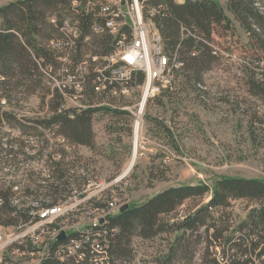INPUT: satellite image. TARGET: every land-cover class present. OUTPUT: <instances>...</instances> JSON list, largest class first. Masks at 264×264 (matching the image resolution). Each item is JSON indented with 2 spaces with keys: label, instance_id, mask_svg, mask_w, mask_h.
Instances as JSON below:
<instances>
[{
  "label": "trees",
  "instance_id": "trees-1",
  "mask_svg": "<svg viewBox=\"0 0 264 264\" xmlns=\"http://www.w3.org/2000/svg\"><path fill=\"white\" fill-rule=\"evenodd\" d=\"M100 0H17L10 1L0 8V149L5 159L0 164L29 165L30 162L46 157L44 171L46 178L28 179L24 186V194L18 197L15 187L17 182H0V227L19 228L36 224L41 219V213L51 208L65 204L74 194L85 195L89 185L86 176L78 173L83 170L79 158L72 160L66 147L50 148V142L45 139L43 131H49L55 136H61L72 147L84 146L91 150L96 148L93 132V117L99 108L95 102L108 95H116L121 83L107 86V90L100 92V83L97 81L99 65H92L95 56H110L116 50L118 39L108 33L105 20L96 11L85 10L90 3ZM104 1V0H101ZM153 14V22L163 39L164 54L180 64L175 72L181 73L189 82L199 85L202 74L211 70L217 60L213 34L232 31V21L225 14L223 7L215 0H186L178 4L175 0H140ZM81 4L77 10L74 3ZM264 0H229V9L243 28L261 41L264 50V13L258 4ZM145 12V6L143 8ZM147 11V10H146ZM72 16L74 24L82 33L79 40L70 37L69 29H62L64 16ZM146 15V14H145ZM148 15V14H147ZM148 17V16H147ZM53 18L56 20L52 22ZM98 25L105 29L103 34H97L94 27ZM129 31V30H128ZM88 37L89 40L85 38ZM130 37V33L129 36ZM64 42L66 54L70 56L72 67L83 61L91 63L90 76L82 82L83 94L81 102L88 108L80 112L62 110L63 95L58 90H50L44 83L50 67L60 68L58 57L63 54L55 47V43ZM73 44V45H72ZM63 52V53H64ZM85 52H92L90 59H82ZM264 63V57L260 59ZM122 63L119 64L121 66ZM253 94L264 97V73L254 77ZM144 76L136 74L128 83L142 84ZM70 94H72L70 92ZM118 94H121L120 92ZM42 97L41 104L46 106L47 96H51L47 103V112L43 118H18L15 108H24L29 104L31 97ZM15 103V104H14ZM95 103V104H94ZM113 114H126L121 110L109 109ZM5 128L18 129L22 139L9 140ZM37 137V145L42 150L33 154L28 152L31 142L25 138ZM5 147V148H2ZM10 147V149H8ZM19 147V149H16ZM49 149L51 151H49ZM2 153V154H3ZM1 154V155H2ZM22 157V158H21ZM21 159V160H20ZM5 160V161H4ZM17 168V167H16ZM6 169V168H3ZM107 193V192H106ZM105 193V194H106ZM210 193L206 185L183 186L168 189L139 207H129L128 210L111 217L106 228L107 233L98 236L102 255L106 256L104 264H115L116 258L127 255V249L134 237L151 240L168 232L188 231L196 232L205 227L207 231L214 229L210 237L211 245L222 247L229 256L231 264H264V181L257 179L226 178L221 179L215 187L212 199L206 207L197 210L182 223L169 224L163 217L176 212L185 201L197 197L204 198ZM247 200L255 202L254 208L246 221L241 225V236L224 240L228 227L210 226L214 220L212 209H226L231 201ZM92 211L107 210L99 204V198L89 202ZM50 224L45 229L53 233L55 225ZM185 236V235H184ZM85 237V230L70 234L63 241H55L48 257L41 264H97L90 259L94 257L91 248L93 243L84 244V257H66L67 246L72 240H81ZM85 241V240H84ZM183 254L188 246L180 245ZM58 253L61 256H56ZM32 254L40 255V250H32ZM98 255V254H97ZM99 256V255H98ZM173 254L168 260L171 261ZM169 264V263H168Z\"/></svg>",
  "mask_w": 264,
  "mask_h": 264
},
{
  "label": "rangeland",
  "instance_id": "rangeland-1",
  "mask_svg": "<svg viewBox=\"0 0 264 264\" xmlns=\"http://www.w3.org/2000/svg\"><path fill=\"white\" fill-rule=\"evenodd\" d=\"M10 1L17 0H0V8ZM110 1L90 3L84 9L93 12L97 6ZM220 1L232 21V31L213 34L217 60L211 70L202 74L199 85L175 72L168 87L164 88L158 83L150 84L142 74L144 82L133 83L128 87V93L103 96L94 103L100 111L95 113L92 121L96 143L93 150L84 146L72 147L61 136L43 131L50 148L66 147L72 160L79 158L83 170L78 176H86L90 187L87 186L83 197L74 194L69 199L66 203L68 215H43L38 223L40 231L50 224L56 229H65L67 235L85 230L90 223L89 202L93 199L99 198L102 206L114 201L122 207H139L171 188L208 186V196L189 199L176 212L163 217L166 223L179 224L209 204L221 179L264 181V97L253 94L254 77L264 73V63L260 61L264 50L261 41L249 34L231 13L229 0ZM137 3L139 9L133 10L136 24L139 27L148 25L159 32L150 17L154 11L144 5V13L142 2ZM81 6L74 3L73 9ZM258 7L264 13V4L260 3ZM71 17L64 16L65 19ZM125 34L129 38L128 30ZM91 56L92 52H85L82 59L89 60ZM91 63L100 65L102 61ZM44 83L54 91L47 80ZM41 98L33 96L26 107L15 108L18 118H43L51 96H47L46 106L41 104ZM74 105L68 102V108L73 109ZM107 108L126 114L117 116ZM4 131L8 133L6 139L24 140L18 129L5 128ZM25 139L31 141L28 152L36 154L42 150L41 144L36 143L37 137ZM2 153L0 149V160L6 158ZM46 160L42 157L29 165L18 166L0 164V182H17L19 189L15 192L22 197L29 178H46L42 173ZM110 186L111 189H107ZM254 208H258L255 202L231 201L226 209L210 211L214 217L210 226L228 227L224 235L226 241L239 238L241 225ZM33 226L29 229L37 228V225ZM0 230L7 235L16 228L0 227ZM214 232V229L207 231L201 227L196 232L163 233L151 240L134 237L127 255L116 258L115 264H231L229 256L232 252L225 255L222 250L225 246L227 252V242L217 248L211 245L210 237ZM48 239L45 231L41 240L47 242ZM182 244L188 246L185 254L182 248L179 250ZM39 257L42 255H24L16 248H10L5 254V264H32Z\"/></svg>",
  "mask_w": 264,
  "mask_h": 264
},
{
  "label": "built area",
  "instance_id": "built-area-1",
  "mask_svg": "<svg viewBox=\"0 0 264 264\" xmlns=\"http://www.w3.org/2000/svg\"><path fill=\"white\" fill-rule=\"evenodd\" d=\"M137 2L139 0H132L131 9H124V0H111L100 7L99 16L105 20L108 33L118 39L114 53L110 56L103 57L102 63L99 65L101 69L98 70L99 77L97 81L100 83V92L107 90V86L121 83L122 88L119 92L126 94L128 93V83L138 73L143 74L150 84L158 83L160 86L166 88L170 84L174 69L180 67V64L176 60H172L169 55L163 54L164 42L158 31H153L152 27L148 25L147 27H139L136 24V19L133 17V10L139 9ZM75 4L77 5L78 3L75 2ZM52 22L55 23L56 20H52ZM62 29H69L70 37L74 40H79L82 37L81 31L72 19H65ZM126 30H129V38L126 37ZM94 31L97 34H103L105 29L96 25ZM85 39L89 40L88 37ZM55 47L63 54L61 57H58V62L61 66L57 70L50 67L49 74L46 75L47 81L53 90H58L63 95V102L65 101V103L62 105V110L80 112L88 108L86 105L83 106L80 100L83 94L82 82L85 81V77L90 76L91 63L86 60L72 67L70 56L64 52L66 51L65 43L57 42L55 43ZM100 59V57L95 56L92 61L93 63H97ZM119 60H129V67L120 68ZM119 92L117 89L113 90V93L116 95ZM68 102L75 104L73 109L68 108ZM111 187L107 189H111ZM14 189L18 190L19 187H15ZM66 203L42 212L41 216L57 215L59 217L62 213V215H68L70 212H67ZM121 208L122 206L112 201L109 202V207L105 214L104 210H91L88 212L90 223L88 228H85V237L81 240H72L67 246L65 256H73L82 260L86 257L83 253L84 244L90 242L93 243L91 248L93 249L92 254H94V257L90 260L97 264H104L106 256L102 255L101 246L97 238H94V232L99 230L98 236L106 234L110 215L120 211ZM72 210L70 211L73 212ZM38 223L33 224L37 225V228L29 229L33 225L19 227L13 233L7 235L3 234L1 232L2 230H0V264H5V254L10 248H16L18 252L30 256H32V250H40L42 257H39L36 262L33 261L32 264H41V262L53 255L51 249L55 243V239H58L59 235L62 232L66 233V231L65 229H58L53 233H47L49 236L48 241L42 242L41 238L46 229L44 228L40 231V225ZM42 243L43 246H40ZM55 255L61 256L58 253Z\"/></svg>",
  "mask_w": 264,
  "mask_h": 264
},
{
  "label": "bare ground",
  "instance_id": "bare-ground-1",
  "mask_svg": "<svg viewBox=\"0 0 264 264\" xmlns=\"http://www.w3.org/2000/svg\"><path fill=\"white\" fill-rule=\"evenodd\" d=\"M131 5H132V0H124V9H131ZM139 14H140V11H139ZM155 31H157V30H155ZM120 63H122V65L119 66L120 68H128L129 67V60H119V64ZM119 212L120 211H117L116 213L111 214L110 216L111 217L116 216ZM55 241H58V239H55Z\"/></svg>",
  "mask_w": 264,
  "mask_h": 264
},
{
  "label": "water",
  "instance_id": "water-1",
  "mask_svg": "<svg viewBox=\"0 0 264 264\" xmlns=\"http://www.w3.org/2000/svg\"><path fill=\"white\" fill-rule=\"evenodd\" d=\"M128 209H129V206H128V205H125V206H123V207L121 208L120 212L123 213V212H125V211L128 210ZM65 239H67V234H66L65 232H62V233L59 235L58 240H59V241H63V240H65Z\"/></svg>",
  "mask_w": 264,
  "mask_h": 264
},
{
  "label": "crops",
  "instance_id": "crops-1",
  "mask_svg": "<svg viewBox=\"0 0 264 264\" xmlns=\"http://www.w3.org/2000/svg\"><path fill=\"white\" fill-rule=\"evenodd\" d=\"M185 1H186V0H176V3H178V4H183V3H185ZM215 1L218 2V3L222 6V3H221L220 0H215Z\"/></svg>",
  "mask_w": 264,
  "mask_h": 264
}]
</instances>
